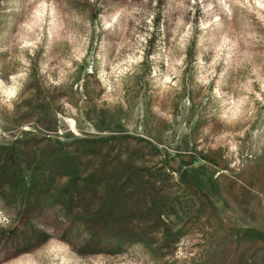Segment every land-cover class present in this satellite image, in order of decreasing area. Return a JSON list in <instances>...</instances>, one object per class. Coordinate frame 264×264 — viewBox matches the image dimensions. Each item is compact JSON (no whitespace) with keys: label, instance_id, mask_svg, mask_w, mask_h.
I'll use <instances>...</instances> for the list:
<instances>
[{"label":"rangeland","instance_id":"374dc122","mask_svg":"<svg viewBox=\"0 0 264 264\" xmlns=\"http://www.w3.org/2000/svg\"><path fill=\"white\" fill-rule=\"evenodd\" d=\"M0 264H264V0H0Z\"/></svg>","mask_w":264,"mask_h":264},{"label":"trees","instance_id":"16d2710c","mask_svg":"<svg viewBox=\"0 0 264 264\" xmlns=\"http://www.w3.org/2000/svg\"><path fill=\"white\" fill-rule=\"evenodd\" d=\"M34 235L39 236L40 238H42V240H47L48 239V236L46 234L43 235L42 232H39V233L38 232H34L30 238H33Z\"/></svg>","mask_w":264,"mask_h":264}]
</instances>
